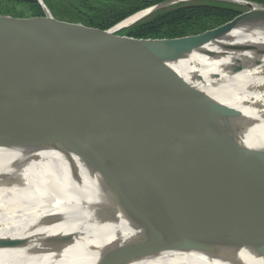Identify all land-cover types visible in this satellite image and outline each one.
Masks as SVG:
<instances>
[{
    "label": "water",
    "instance_id": "water-1",
    "mask_svg": "<svg viewBox=\"0 0 264 264\" xmlns=\"http://www.w3.org/2000/svg\"><path fill=\"white\" fill-rule=\"evenodd\" d=\"M37 1L44 21L0 15V146L61 144L103 178L147 184L154 198L163 193L158 188L197 184L212 194L214 205L227 207L232 215L246 212L250 203L212 184L250 187L259 197L253 211L258 213L254 242L262 245L264 148L236 140L238 130L228 119L239 118L240 113L227 108L150 113L126 93L169 94L188 87L176 62L240 26L264 35V8L247 0H169L142 10L148 12L140 20L191 1L231 3L248 12L198 35L134 39L118 33L140 20L116 32L110 31L119 23L108 30L60 23L42 0ZM221 49L257 51L264 46L240 41ZM204 52L213 58L224 55Z\"/></svg>",
    "mask_w": 264,
    "mask_h": 264
},
{
    "label": "bare ground",
    "instance_id": "bare-ground-1",
    "mask_svg": "<svg viewBox=\"0 0 264 264\" xmlns=\"http://www.w3.org/2000/svg\"><path fill=\"white\" fill-rule=\"evenodd\" d=\"M147 12L110 32L134 24ZM262 36L256 28H234L176 62L188 87L169 94L126 95L150 113L234 109L240 117L228 123L238 130L236 140L262 149L264 49H221L240 41L264 46ZM204 51L224 55L213 58ZM212 185L235 192L250 203L248 210L232 215L227 207L214 205L212 194L197 184L158 188L163 193L150 197L153 191L147 184L103 178L61 144L0 146V264H264V240L256 245L253 232L258 206L251 200L259 201L257 192L242 185ZM44 205H50V212L34 216L31 210L41 212ZM78 207L82 211L74 220L61 219L65 208ZM262 211L264 217V206ZM144 249L157 251L145 255Z\"/></svg>",
    "mask_w": 264,
    "mask_h": 264
},
{
    "label": "trees",
    "instance_id": "trees-1",
    "mask_svg": "<svg viewBox=\"0 0 264 264\" xmlns=\"http://www.w3.org/2000/svg\"><path fill=\"white\" fill-rule=\"evenodd\" d=\"M51 10L52 0H42ZM169 0H133L128 8L111 7L99 10V18L90 25L99 30H108L133 14ZM263 4L262 0H248ZM126 0L119 3L125 5ZM11 11L20 6L27 9L32 22L44 21L43 11L37 0H0ZM88 6V3H85ZM0 12H2L0 10ZM13 14V13H12ZM242 14L239 6L219 1H192L160 9L118 34L134 39H174L193 36L223 26ZM23 14L17 15V17Z\"/></svg>",
    "mask_w": 264,
    "mask_h": 264
},
{
    "label": "rangeland",
    "instance_id": "rangeland-1",
    "mask_svg": "<svg viewBox=\"0 0 264 264\" xmlns=\"http://www.w3.org/2000/svg\"><path fill=\"white\" fill-rule=\"evenodd\" d=\"M122 0H52L51 3V10L49 12L53 16V18L60 22V23H66L71 25H80L88 28H95L92 25H90V21H96L99 18V10L103 8H111V7H121L122 8H128L131 5V1L133 0H126V4L123 5L119 3ZM248 1V0H247ZM264 2V0H262ZM192 2V1H191ZM85 3H88V6L85 5ZM260 7L264 8V3L259 4ZM243 12H248V9L239 6ZM11 8L5 4H0V12L1 16H10L16 19H19L21 21H27L30 19L29 13L27 9L21 8L20 6H16L15 9H13L11 13H7V11H11ZM13 13V14H12ZM23 14V16H18L19 14ZM96 29V28H95ZM215 29V28H214ZM213 30V29H211ZM251 203H257V206L259 205V201H255ZM251 204V205H252ZM256 206V207H257ZM48 208L49 211L47 213L44 212V209ZM50 205H44L42 208H39L37 211H32L33 215L36 217H44L46 214L50 212ZM82 209L78 207L77 209H69L65 208L62 212L61 219L64 220H74L79 214L81 213ZM37 212V213H36ZM88 216V215H87ZM89 218L93 217V215L88 216ZM100 218H104V216L100 215Z\"/></svg>",
    "mask_w": 264,
    "mask_h": 264
}]
</instances>
